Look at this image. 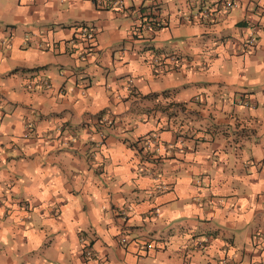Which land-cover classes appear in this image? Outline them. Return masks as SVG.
<instances>
[{"label": "crops", "instance_id": "crops-1", "mask_svg": "<svg viewBox=\"0 0 264 264\" xmlns=\"http://www.w3.org/2000/svg\"><path fill=\"white\" fill-rule=\"evenodd\" d=\"M0 1V264H264V0Z\"/></svg>", "mask_w": 264, "mask_h": 264}, {"label": "built area", "instance_id": "built-area-1", "mask_svg": "<svg viewBox=\"0 0 264 264\" xmlns=\"http://www.w3.org/2000/svg\"><path fill=\"white\" fill-rule=\"evenodd\" d=\"M237 4L236 3H233L232 0H225L224 1V4H223V7L224 8H230V7H233V6H236ZM158 24V21L156 18H146V21L143 20V21H139L135 27L133 28V31L134 32H138L140 30V28L144 27L147 28L148 30H150L151 32L154 31V29L156 28ZM79 38L83 41V42H91L94 38V32L87 29L86 27L82 28L80 31H79ZM254 41V40H252ZM9 46V43L6 45V40L2 39L0 40V52L2 50V48H7ZM45 85L47 88H50V83L48 81H45ZM31 125L30 123H27V129L30 130L31 128ZM101 138H104V134L102 135L101 134ZM148 141H147V146H148ZM122 243H126V238H122L121 239ZM148 247H152L151 244L147 243L146 244Z\"/></svg>", "mask_w": 264, "mask_h": 264}, {"label": "rangeland", "instance_id": "rangeland-1", "mask_svg": "<svg viewBox=\"0 0 264 264\" xmlns=\"http://www.w3.org/2000/svg\"><path fill=\"white\" fill-rule=\"evenodd\" d=\"M0 2H1V1H0ZM3 27L5 28V30L7 29V28H6L7 26H3ZM4 38H5V40H6V45H7V44L9 43V39H8L7 37H5V36H4ZM63 45H64V44H63ZM68 55H69V54H68ZM153 60H155V59H153ZM156 60H158V59H156ZM156 60L154 61V63H158V62H159V60H158V61H156ZM43 82H44V84H45V80H43ZM12 91H13V90H12ZM15 94H16V95L19 94V95H18V99H19V100H23V98L20 96V95H22V94H25V95L27 96V100H28L29 95H30V94H26V93H24V92H21L19 89H16Z\"/></svg>", "mask_w": 264, "mask_h": 264}]
</instances>
